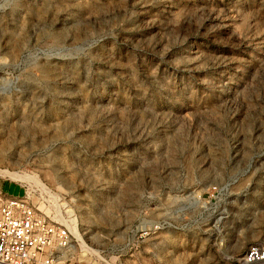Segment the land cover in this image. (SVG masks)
<instances>
[{"label": "rangeland", "instance_id": "374dc122", "mask_svg": "<svg viewBox=\"0 0 264 264\" xmlns=\"http://www.w3.org/2000/svg\"><path fill=\"white\" fill-rule=\"evenodd\" d=\"M0 170L75 219L78 264H236L264 244V0H0Z\"/></svg>", "mask_w": 264, "mask_h": 264}, {"label": "built area", "instance_id": "2783aa9c", "mask_svg": "<svg viewBox=\"0 0 264 264\" xmlns=\"http://www.w3.org/2000/svg\"><path fill=\"white\" fill-rule=\"evenodd\" d=\"M72 237L66 222L40 209L27 191L12 195L0 187V264H78ZM236 264H264V244H250Z\"/></svg>", "mask_w": 264, "mask_h": 264}, {"label": "bare ground", "instance_id": "6f19581e", "mask_svg": "<svg viewBox=\"0 0 264 264\" xmlns=\"http://www.w3.org/2000/svg\"><path fill=\"white\" fill-rule=\"evenodd\" d=\"M0 174L1 175H8V176H10V177H14V178H21V177H24V176H20V175H18L17 173H11V172H7L6 170H0ZM11 178V179H12ZM40 207H41V205H39ZM54 217H57L56 216V214H55V216ZM57 219H59V220H62L63 219V217H62V219L59 217H57ZM63 221H65L66 222V224L68 225V227H69V229H70V231L72 232V234H74V236L77 238V239H79V232H78V227H77V222L75 221V219L74 218H69L68 220H63ZM80 243V242H79ZM82 246H83V244H82ZM74 247V245L72 244L71 245V249ZM57 264H65L64 263V261H60V262H58Z\"/></svg>", "mask_w": 264, "mask_h": 264}]
</instances>
